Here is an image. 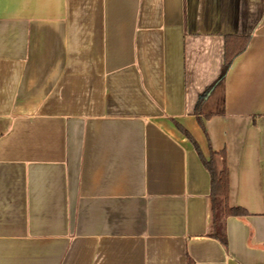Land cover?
Wrapping results in <instances>:
<instances>
[{
	"label": "crops",
	"instance_id": "crops-1",
	"mask_svg": "<svg viewBox=\"0 0 264 264\" xmlns=\"http://www.w3.org/2000/svg\"><path fill=\"white\" fill-rule=\"evenodd\" d=\"M0 264H264V0H0Z\"/></svg>",
	"mask_w": 264,
	"mask_h": 264
},
{
	"label": "trees",
	"instance_id": "trees-1",
	"mask_svg": "<svg viewBox=\"0 0 264 264\" xmlns=\"http://www.w3.org/2000/svg\"><path fill=\"white\" fill-rule=\"evenodd\" d=\"M225 54H226V62H227L229 56L227 53ZM199 124L202 128H204L203 123L200 119H199ZM178 127L186 136L189 137L187 132H185L180 126ZM214 154L215 153L212 152L211 155L213 156ZM205 165L208 168L211 177V213H212V224H213L212 226L213 233L211 234V236L218 239L221 243L225 244V235L221 231L218 225L220 209L223 208L222 211L224 216L229 214L242 215L244 212L239 208L232 209L227 207V204L225 202L226 193H227V172L225 167H223L221 171L216 172L212 168L211 159L210 161L205 162Z\"/></svg>",
	"mask_w": 264,
	"mask_h": 264
}]
</instances>
